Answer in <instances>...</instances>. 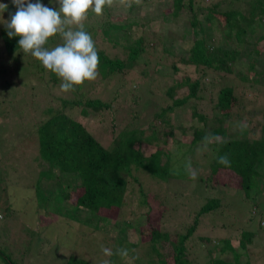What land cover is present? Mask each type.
Listing matches in <instances>:
<instances>
[{
	"label": "trees",
	"instance_id": "obj_1",
	"mask_svg": "<svg viewBox=\"0 0 264 264\" xmlns=\"http://www.w3.org/2000/svg\"><path fill=\"white\" fill-rule=\"evenodd\" d=\"M41 2L59 7L55 0ZM0 3L8 5L0 14V19L7 21L16 9L11 0H0ZM118 6L127 12L123 16L116 15L120 19H113ZM62 19L65 18L62 16ZM2 20L0 82H5L6 87H0V134L3 135L0 143L5 149L13 147L7 151L8 155L19 156L23 151L18 150L20 141L27 142V152L33 150L36 160L47 165L46 168L42 166L43 170L34 182H30L40 203H49L52 182V187L59 189L56 192L64 200L87 212V220L95 229H100L99 223L113 217L120 232L129 225L126 219L124 227L120 226L123 212H129L124 205L136 202L146 206L148 209L140 213L146 221L141 225L137 222V226L142 240L148 241L149 248L162 258L156 260L151 256L149 264H197L202 259L201 264H253L251 260L243 262L234 245L216 233L202 232L193 237L205 215L220 209L218 197L175 194L173 200L180 207L178 213L183 212L190 198L196 201L198 196L203 201L200 199L199 206L197 202L191 207L195 211L188 224L172 221L166 228L161 218L164 209H159L154 217L149 205L150 192L139 174L148 173L153 179L162 181L189 177L193 180L184 169L185 162L179 158L183 156L184 147L185 153L194 154L202 145L203 148L213 147L214 151L207 163L209 177H214L219 170L230 171L240 178L238 186L243 189L245 198H250L251 188L259 189L257 191L264 195V70L257 68L258 65L264 67V0H111L99 15L89 8L81 23L98 51L99 74L95 80H86L74 86L75 91L67 92L60 88L62 78L45 69L39 60L18 46L20 37H8ZM156 22L160 29L153 28ZM78 27L74 23L65 25L66 29ZM213 28H218L219 37L213 35ZM187 38L189 45L183 47L180 41ZM63 42L58 32L48 39L45 47L51 49ZM246 46H251L248 51H244ZM109 47L112 48L110 53ZM243 56H246L245 61L240 58ZM181 65H191L192 70H183V77H175ZM160 66L172 70L162 74L168 80L163 93L152 81ZM132 71L141 72L139 80L143 78L145 82L141 84L130 78ZM253 76L258 79L253 80ZM139 87L146 90L142 93ZM208 89L212 103L210 113L198 103ZM179 91L182 93L176 96ZM155 94L165 103L159 110L151 109L154 118L162 119L169 126V130L162 129L163 136L173 137L176 128L186 133V127L174 125V122L168 125L169 119L164 118L191 100L194 101L189 104L191 116L202 124L191 125V141L186 145L177 142L178 146L171 152L160 148V134L154 127L146 132L138 123L141 110L135 107L146 105L147 96ZM121 98L127 105L121 108L131 113V125L119 124L124 118L123 110L118 109V104L114 106V102ZM95 114L98 122H107L109 127L106 142L86 125V120ZM175 119L177 122L178 118ZM227 123L239 127L236 136L229 137ZM16 140L19 143L14 144ZM151 147L154 150L145 155L144 149ZM222 155L228 156L230 166L217 163ZM172 160L180 161L177 168ZM1 171L6 170L0 166V212L11 208L12 200L11 183L5 182L7 174ZM69 174L78 180L75 196L69 192L73 186L67 183L61 187V181ZM45 207L48 210L49 207ZM130 212L134 214L133 210ZM3 217L0 213V219ZM241 232L240 241L242 239L247 247L252 236L245 233L249 231ZM110 240L114 244L113 252L128 251V243L118 236ZM226 252L230 259L222 257ZM9 263L17 264L10 259ZM66 264L94 263L73 256ZM115 264L123 262L115 261Z\"/></svg>",
	"mask_w": 264,
	"mask_h": 264
},
{
	"label": "rangeland",
	"instance_id": "obj_2",
	"mask_svg": "<svg viewBox=\"0 0 264 264\" xmlns=\"http://www.w3.org/2000/svg\"><path fill=\"white\" fill-rule=\"evenodd\" d=\"M115 11L112 15L114 17L113 19H120V17L116 18V15L123 16L127 12V10H122L121 6L115 8ZM143 12L144 10L140 13L143 15ZM183 23L186 24V21L184 20ZM159 26L157 22L153 24L154 29H160ZM257 26L261 28L259 25ZM213 35L219 37L218 28H213ZM251 39H254L253 36H251ZM180 42L183 47H188L189 45L187 43L189 42L188 38ZM250 47L246 46L244 51H248ZM108 51L110 53L112 48L109 47ZM240 58L244 61L246 60V56ZM238 68L242 70V67ZM257 68L260 71L264 70V67L261 65H258ZM157 69L158 72L155 75V80L152 81L155 82L158 90L163 93V89L168 83V80L164 79L162 74L171 73L172 70L167 66H160ZM183 70L191 72V65H181L180 70L174 76L178 78L183 77L185 75ZM136 72L133 73L132 71L129 77L134 78L133 80L135 82L141 81V84H143L145 79L142 78L139 80L141 72ZM252 79H258V76H253ZM0 87H6V83L0 82ZM139 90L143 93L146 88L139 87ZM209 91L210 89H208L204 98L198 102L204 111L208 113H210L212 106L209 100V95L211 94ZM180 93L182 92L179 91L175 95L179 96ZM145 100L148 106L142 104L135 107L141 110L139 111V126H143L146 132H150L154 127L157 133L160 134L159 146L165 151L171 152L179 143L186 145L191 141L189 134L191 125H202L196 118L191 116L189 104L194 103L191 100L184 107L179 108L177 112L174 114L173 112H169L164 118L166 121V118L169 119L170 122L168 125L174 122V125H183L186 127V129L184 128L186 133H181L176 128L173 137L163 136L162 129L169 130V126H166L162 119L154 118V113L151 112V109L155 111L159 110L161 104L164 106L165 103H162L156 94L150 95V97L147 96ZM117 104L119 105L118 109L121 106H127L122 98L114 102V106H117ZM121 110H123L122 114L124 118L119 124L129 123L131 125V113L125 110V108H121ZM97 116L95 114L88 118L86 125L94 135L106 142L110 135L109 127H107V122H98ZM175 118H178L177 122ZM150 124L152 125L151 127H149ZM225 127L229 133V137L236 136V133L239 131V127L236 124L227 123ZM0 138H3V135L0 134ZM0 142H2V139H0ZM17 143H19V140L14 142V144ZM25 146H27V142L20 141L18 150L23 151L19 153V156L15 154H11L10 156L7 154V151L9 149L12 150L13 147L5 149L0 143V166L6 170V172L1 171V173L7 174L5 182L11 183L9 184V188L12 192L11 208L6 207L0 212L4 216L0 219V264H10L9 259L15 261L17 264H66V261L73 256L84 258L94 264H102L105 260L110 261V264H115V261L117 263L121 261L123 264H149L151 256L156 260L162 259L156 251H152L149 248L148 241L145 242L142 240V233L137 226V222L141 225L146 221V217L144 218L140 214L148 209L146 206H139L136 202L124 205L129 210L128 213L123 212L124 218H121L123 224L120 223V226L124 227L126 219H128L127 223H129L124 232L117 231L119 224L117 225L118 222L113 217L110 219L105 216L102 218L107 219L99 223L100 229H95L90 221L87 220V212L83 209H78L71 202L64 200L62 195L58 193L59 189L53 188V183L50 182L48 193L50 198L49 203L47 202L46 204L49 208L47 210L46 205L40 203L39 199L35 198L30 185V182H34L33 180L43 170L42 166L46 168L47 165L42 164L40 160H36L35 152L33 150H28L27 152V147ZM184 149L185 147L182 149L183 156L179 159L185 162L184 169L191 176L193 172L195 173L193 180L189 177L183 180L170 179L169 181H162L161 179H153L148 173L143 172L139 174L143 185L150 192L149 205H151L154 217L158 215L159 209H164L161 218L166 228L172 225V221L186 225L192 220V214L195 211L191 210V207L197 202L199 206L201 204L200 199L203 201V198L198 196L211 195L218 197L221 200L220 209H216L205 215L204 222L202 221L197 227L198 229L193 237L195 238L200 233L203 234L202 232H208L210 234L216 233L226 238L225 240H228L232 246L234 245L236 252H239L240 259L243 262L245 260H251L253 264H264V195L260 191H257L259 189L255 190L251 188L248 192L250 198H245L243 189L238 186L240 178L230 171L219 170L214 177H209L210 171L207 163L211 161V155L214 153L212 151L213 147L203 148L200 145L194 154L190 152L185 153ZM151 150L154 149L152 147L145 148L143 153L146 155ZM5 157L9 158V160H6ZM179 162V160H172L174 168L178 167L176 165ZM12 165L16 166V169ZM77 181V178L73 174L65 175L64 181H61V187L67 183L73 186L69 192L72 196H75L78 191ZM179 193L186 194L187 196L191 194L198 195L195 197L196 201H192L190 198L187 202V198L185 199L187 204L182 213L177 212L180 207H177L173 200L177 196L175 194ZM130 210H133L134 214ZM100 213L105 214L106 212L101 211ZM135 213L138 215L134 216ZM179 230L181 228L178 226ZM242 230L249 231L245 233L252 236L251 242L247 247H245L242 239L240 241ZM117 236L128 243V251H126L127 254L125 256L121 255V252H113L114 244L110 238ZM122 246L125 247V245ZM105 249L109 251L105 252ZM226 255L227 252L222 257L231 258V256ZM203 261L204 259L199 260L197 264H201Z\"/></svg>",
	"mask_w": 264,
	"mask_h": 264
},
{
	"label": "clouds",
	"instance_id": "obj_3",
	"mask_svg": "<svg viewBox=\"0 0 264 264\" xmlns=\"http://www.w3.org/2000/svg\"><path fill=\"white\" fill-rule=\"evenodd\" d=\"M53 0H49L52 3ZM15 12L10 13L9 20L3 21L7 35L11 39L20 37L18 46L42 63L45 69L62 78V91H75L77 85L86 80H95L98 76L99 56L91 35L84 30L81 23L86 18L89 8L101 14L103 6L111 0H55L58 8L49 7L41 0H11ZM8 5L0 3V14ZM62 16L65 19H62ZM79 25L78 29L65 28L66 24ZM61 33L63 43L49 49L45 47L48 39ZM217 163L230 166L227 155L217 159ZM195 178V173H192ZM105 249V252H108ZM126 255V250H120ZM102 264H110L105 260Z\"/></svg>",
	"mask_w": 264,
	"mask_h": 264
}]
</instances>
